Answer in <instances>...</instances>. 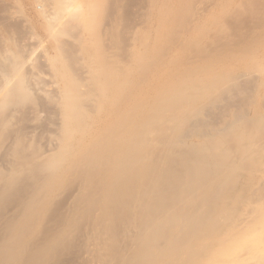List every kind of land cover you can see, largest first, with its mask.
<instances>
[{
  "label": "bare ground",
  "instance_id": "bare-ground-1",
  "mask_svg": "<svg viewBox=\"0 0 264 264\" xmlns=\"http://www.w3.org/2000/svg\"><path fill=\"white\" fill-rule=\"evenodd\" d=\"M3 1L0 264H264V0Z\"/></svg>",
  "mask_w": 264,
  "mask_h": 264
},
{
  "label": "rangeland",
  "instance_id": "rangeland-1",
  "mask_svg": "<svg viewBox=\"0 0 264 264\" xmlns=\"http://www.w3.org/2000/svg\"><path fill=\"white\" fill-rule=\"evenodd\" d=\"M0 2H1V3H0V6H3V5H1V4H4V3H3L4 1H3V0H0ZM0 18H1V17H0Z\"/></svg>",
  "mask_w": 264,
  "mask_h": 264
}]
</instances>
